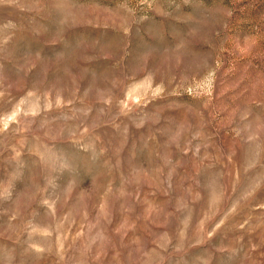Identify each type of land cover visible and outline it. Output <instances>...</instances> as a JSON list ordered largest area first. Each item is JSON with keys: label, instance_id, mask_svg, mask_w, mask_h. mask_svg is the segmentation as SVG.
I'll return each mask as SVG.
<instances>
[{"label": "rangeland", "instance_id": "374dc122", "mask_svg": "<svg viewBox=\"0 0 264 264\" xmlns=\"http://www.w3.org/2000/svg\"><path fill=\"white\" fill-rule=\"evenodd\" d=\"M0 264H264V0H0Z\"/></svg>", "mask_w": 264, "mask_h": 264}]
</instances>
